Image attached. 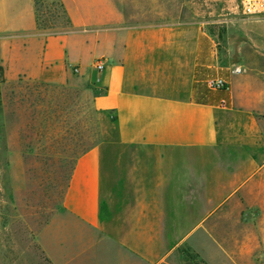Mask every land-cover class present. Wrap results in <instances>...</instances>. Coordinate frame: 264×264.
<instances>
[{
  "label": "crops",
  "instance_id": "crops-1",
  "mask_svg": "<svg viewBox=\"0 0 264 264\" xmlns=\"http://www.w3.org/2000/svg\"><path fill=\"white\" fill-rule=\"evenodd\" d=\"M173 1L61 0L70 26L53 31L37 29L33 0H0L3 63L55 83L77 67L83 87L96 91L94 109L113 119L118 144L136 150L133 205L119 212L117 221L129 224L119 238L101 218L100 146L77 155L62 216L39 234L52 264H186L184 250L206 264H238L217 241V218L237 215L248 225L264 216L262 75L222 61L212 35ZM97 59L106 62L101 72ZM218 78L225 89L209 87ZM47 231L58 255L41 239Z\"/></svg>",
  "mask_w": 264,
  "mask_h": 264
},
{
  "label": "rangeland",
  "instance_id": "rangeland-1",
  "mask_svg": "<svg viewBox=\"0 0 264 264\" xmlns=\"http://www.w3.org/2000/svg\"><path fill=\"white\" fill-rule=\"evenodd\" d=\"M180 2L172 5L179 7ZM182 3L185 20L204 26L217 43L222 61L253 66L264 84V14L244 15L238 0ZM44 7L47 15L57 10L53 0ZM59 29L57 25L53 31ZM71 73L73 77L65 83L31 79L16 75L0 59V264H52L39 234L61 218L73 162L91 146L101 150L103 225L115 238L123 237L129 225L117 220L122 209L126 212L133 205L128 167L136 150L118 144L113 119L93 107L96 91L83 87L79 72ZM123 184L124 190L116 189ZM236 216L217 218L221 236L217 241L235 252L238 264H264V216H253L248 225ZM41 239L51 243L58 255L50 231L42 233ZM243 245L256 249L255 253H239ZM184 251L186 264H206Z\"/></svg>",
  "mask_w": 264,
  "mask_h": 264
},
{
  "label": "trees",
  "instance_id": "trees-1",
  "mask_svg": "<svg viewBox=\"0 0 264 264\" xmlns=\"http://www.w3.org/2000/svg\"><path fill=\"white\" fill-rule=\"evenodd\" d=\"M46 1L48 0H33L37 29L54 30L56 29L57 25H59L60 29L68 28L70 26V20L67 16V12L61 0H53V4L56 6L57 10L49 15H47L49 13L48 11L42 10V8H45L44 3ZM59 20L62 21L61 24H59L58 22ZM91 147H94V146H91ZM91 147L85 149L84 151L90 149Z\"/></svg>",
  "mask_w": 264,
  "mask_h": 264
},
{
  "label": "built area",
  "instance_id": "built-area-1",
  "mask_svg": "<svg viewBox=\"0 0 264 264\" xmlns=\"http://www.w3.org/2000/svg\"><path fill=\"white\" fill-rule=\"evenodd\" d=\"M238 4L244 15L247 16H259L264 14V0H238ZM106 62L104 59H97L93 63V68L101 72L105 69ZM73 73H78L77 67H72ZM235 72H240L239 69H235ZM211 89L222 90L225 89L227 84L222 79H211L208 82Z\"/></svg>",
  "mask_w": 264,
  "mask_h": 264
}]
</instances>
